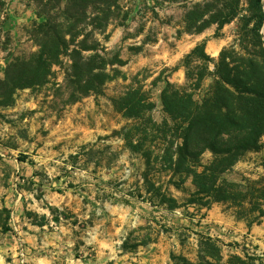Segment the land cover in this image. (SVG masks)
I'll list each match as a JSON object with an SVG mask.
<instances>
[{
	"label": "rangeland",
	"instance_id": "374dc122",
	"mask_svg": "<svg viewBox=\"0 0 264 264\" xmlns=\"http://www.w3.org/2000/svg\"><path fill=\"white\" fill-rule=\"evenodd\" d=\"M193 1L202 0H117L106 24L101 10L88 12L78 28L98 41L109 78L86 95L67 79L68 56L33 70L29 86L11 93L0 86V209H9L10 227L0 230V264H185L181 257L227 264L235 255L264 264V214L191 203V176L173 173L160 157L178 141L161 90L166 81L186 86L185 56L201 43L215 60L226 47L253 49L242 31L246 0L231 22L188 33ZM37 13L36 0H0V79L10 63L37 58ZM260 34L264 40V24ZM211 83L206 77L196 96ZM126 92L152 103L145 117L123 115ZM134 122L151 153L147 170L124 141ZM211 159L210 151L201 156L202 164ZM263 176L264 146L242 154L221 179Z\"/></svg>",
	"mask_w": 264,
	"mask_h": 264
},
{
	"label": "trees",
	"instance_id": "16d2710c",
	"mask_svg": "<svg viewBox=\"0 0 264 264\" xmlns=\"http://www.w3.org/2000/svg\"><path fill=\"white\" fill-rule=\"evenodd\" d=\"M241 1H193L184 16L185 31L198 33L212 24L222 27L241 13ZM36 7L40 17L36 36L39 54L36 59L10 63L4 78L0 79V86L9 93L29 86L34 80L33 70L57 64L62 56L69 57L67 79L80 86L81 94L104 85L109 75L105 63L97 61L100 58L98 41L83 33L78 22L87 17L88 12L99 9L106 24L112 8L117 7V0H36ZM241 20L245 39L253 48L250 52L242 54L230 46L223 48L215 60L204 53L203 43L198 44L184 58L186 86L166 81L160 99L164 111L176 125L178 141L174 148L172 145L164 148L160 157L173 173L191 176L195 188L191 203L208 206L211 202H230L240 208L247 206L248 213L256 211L262 216L264 176L244 184L221 179L242 154L264 146V40L260 34L264 24V0H246ZM88 51L93 53L85 55ZM192 62H196L194 67ZM209 63L213 64L212 69ZM206 77L212 78L211 85L196 96L195 91L202 87ZM130 94L126 92L121 97L123 115L134 120L145 117L152 103L146 99L134 101ZM148 119L152 122L150 117ZM127 130L125 143L131 151L141 153L146 170L149 169L151 153L143 147L139 126L134 122ZM205 151L211 152L212 159L202 164L201 156ZM144 182H149L146 174ZM2 213L5 218L0 230L6 232L10 230L9 209L2 207ZM181 260L189 263L184 257ZM247 260L256 259L235 255L229 257L227 264H254Z\"/></svg>",
	"mask_w": 264,
	"mask_h": 264
}]
</instances>
